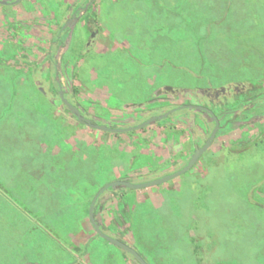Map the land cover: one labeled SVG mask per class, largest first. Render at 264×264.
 Masks as SVG:
<instances>
[{"label": "rangeland", "instance_id": "rangeland-1", "mask_svg": "<svg viewBox=\"0 0 264 264\" xmlns=\"http://www.w3.org/2000/svg\"><path fill=\"white\" fill-rule=\"evenodd\" d=\"M71 1L0 3V264H133L101 236L90 241V202L121 170L154 167L148 153L191 147L188 124L181 139H164L152 123L133 143L78 124L58 110L75 89L92 115L109 117V105L126 111L112 109L114 123H130L126 108H151L162 85L181 94L264 79V0H94L91 16L83 11L67 27L50 67L46 45L62 22L52 17L70 12ZM249 111L263 112L264 101ZM263 129L264 116L239 113L202 166L164 183L171 188L117 186L124 196L109 200L106 222L124 212L120 227L149 264H264Z\"/></svg>", "mask_w": 264, "mask_h": 264}, {"label": "flooded vegetation", "instance_id": "flooded-vegetation-1", "mask_svg": "<svg viewBox=\"0 0 264 264\" xmlns=\"http://www.w3.org/2000/svg\"><path fill=\"white\" fill-rule=\"evenodd\" d=\"M23 1L24 0H0V3L15 6V5L21 4ZM76 1L78 0H72L68 6L69 8L67 7L70 10V12L66 11L65 13H60L58 11L59 15H56V14H54V16L52 15L53 16L52 18L55 20L60 19L61 17L62 22L59 24V26H57V29L53 32L49 40L50 44L52 45L50 49L48 45H46L47 46L46 50L44 48L45 53L46 51L48 53V58H49L48 62H49L50 67L51 65L52 66L54 65L55 67H57L58 61L55 60L52 54L56 50L58 42L61 41L62 38L63 40H65L64 38H67L69 36V29L67 27L71 25L72 23H74V21L78 19L79 15L83 11L87 12V14L84 16H88V17L91 16V15H88V13L90 12L89 9L92 6V5L89 6V3L93 2L94 0H82L84 4L77 3L75 5ZM93 42L94 40L91 41V44H90L91 48H92ZM56 81H57V86H58V88H56V91L58 93L62 91V89L64 88V84L62 83L60 79V75L58 71L56 72ZM160 89H162L161 90L162 92L158 93ZM74 93L77 98L73 100L68 99V103L76 107L80 111L81 115L83 116V119H85L86 121H80L78 117L70 109L69 104H66V103L63 104V103H60L59 101L60 108L58 110L65 113L67 116H70L71 118L75 119L78 124L90 127L97 131H101V132L109 133V134L111 133L112 134L113 133L130 134L131 143H133L134 141L132 139L133 132L136 133L139 131H143L148 126H150V124L152 123L161 127V129L164 131L163 133L164 139L165 138L168 139V136H172L174 138L177 137L176 139H181L184 133L183 132L184 128H186L185 127L186 124L189 125L188 129L190 130L192 136L187 140L190 141L189 144H191L190 145L191 147H189L187 150H184L186 145L185 143L181 142L180 148H178L177 149L178 151H176V153L177 152L179 153L178 157L172 158V156H175L176 153H174L173 155H170V151H169L170 149L168 146H166V150L168 152V155H166L167 157L166 156L161 157L155 152H150V153L147 152L156 161V165L154 167L148 168L145 172L141 174H136V175L132 174L131 176V174L127 171L126 172L122 170L120 171V174H119L120 177L117 181H130L133 183H142L146 181H151V180L158 179V178L164 177L166 175H169V174H172V173H175L181 170L184 166L187 165L188 161L190 160L194 152L198 148H201L205 144V142L208 140L210 134L212 133L213 129L216 126L215 118H217L219 122L218 130L215 134V138L211 142L210 146L199 156V158L195 161L192 167L187 171H192L196 167L199 168V166L203 165L204 154H207L208 151L211 150L214 141L222 133L223 128L235 122V117L239 113L241 114L245 113L248 116V118H252L253 116H256L259 119L260 117L264 116V111L254 112V113L249 111L254 106L258 105L259 102L264 101V79L263 80L257 79L256 82H253L252 78H250V81H247V82H235V83L227 84V86H224V87L220 86L218 88H210L209 86H197L194 89H188L184 93H181V94L179 90L177 89H169L166 86L162 85V86H159L156 91L154 105L151 106V108H147L143 110L142 109L136 110V109H132V108L129 109L125 107L126 109H128L127 112L134 113V115L126 117V119L133 118L130 123H125V122L114 123V121L112 120L115 119V115L113 114L111 110L112 109L114 110L115 107L110 108L109 105L103 106V107L109 108L108 110V112H110L109 117H105L102 114L99 116L97 112L95 115H92V113H90V111L88 110L89 106L83 103H80L79 97L77 96L76 89L74 90ZM187 93H188V96H187ZM58 96H59V93H58ZM196 99L207 100L208 104L199 105ZM127 105L129 104H126V106ZM127 107H131V106H127ZM124 112H126L125 109L121 110L119 108H115V114H125ZM227 113L233 114V115L235 114V116L232 115L231 118H228V120L223 121L224 115ZM206 117H208L210 121H207ZM263 132H264V129L261 133L263 134ZM203 133H205V135H202ZM178 146L179 145L177 144V147ZM209 154L214 156L212 153H209ZM168 161H170L171 166L169 165ZM182 174L174 178H171L160 184H164L168 181L173 182L175 179L179 180ZM132 177H139V178L146 177V179L138 182V181L131 179ZM158 185L159 184L154 185V186H149V187L136 188V189L143 190V189L149 188L152 192H154L153 188L157 187ZM164 185H163L164 187L162 188L172 187L170 183H167ZM117 186H126V185H116L114 187H110L106 189L99 196L96 202L95 209H94V216H95L97 223L100 225V227L105 233L132 246V244L128 241V239H126L125 233L120 227L123 225L125 221L128 222L126 216H124L125 214L124 212L118 216H115L113 222L112 221L106 222L104 209L106 206H108L109 200L115 198L116 196L117 197L119 196L120 197L119 201H121L124 196V192L120 193V192L115 191ZM148 195L146 196V198L148 199L152 198L150 194ZM134 196H135L134 197L135 200L139 201L136 191L134 192ZM119 201L115 205L114 210L116 211H117V208H119V205H117V204H120ZM91 202H90V205H91ZM128 210L130 211V208H128ZM100 215L102 219H99ZM87 218H88L89 224L92 227L93 232L95 233V236L100 237V235L95 231L91 223V220L89 217V211L87 213ZM111 226H114V227L116 226V227L114 228V230H110ZM131 257L134 258L133 255H131ZM132 260L131 262L133 264H141L135 258L133 261ZM145 261L148 263L146 259Z\"/></svg>", "mask_w": 264, "mask_h": 264}, {"label": "water", "instance_id": "water-1", "mask_svg": "<svg viewBox=\"0 0 264 264\" xmlns=\"http://www.w3.org/2000/svg\"><path fill=\"white\" fill-rule=\"evenodd\" d=\"M69 104V103H68ZM70 105V109L73 111V113L78 117V119L80 121H86L85 119H83V116L81 115L80 111L72 106L71 104ZM215 122H216V126L215 128L213 129L212 133L210 134L208 140L205 142V144L201 147V148H198L194 154L192 155V157L190 158V160L188 161L187 165L184 166L181 170L175 172V173H172V174H169V175H166L164 177H161V178H158V179H154V180H151V181H146V182H142V183H133V182H130V181H115V182H111V183H108L106 185H104L98 192L97 194L94 196L92 202H91V205H90V208H89V217H90V220H91V223L95 229V231L104 239H106L107 241L111 242L112 244L114 245H117L119 247H121L122 249H124L125 251H127L128 253H130L131 255H133V257L138 260L141 264H148L145 259L140 255V253L134 249L132 246L128 245L127 243L105 233L102 228L100 227V225L97 223L96 219H95V216H94V209H95V205H96V202L99 198V196L108 188L110 187H114L116 185H126L127 187H131V188H142V187H149V186H154V185H157V184H160V183H163L171 178H174L176 176H179L180 174L186 172L187 170H189L192 165L195 163V161L199 158V156L210 146L211 142L213 141V139L215 138V134L218 130V126H219V122L217 120V118H215Z\"/></svg>", "mask_w": 264, "mask_h": 264}, {"label": "crops", "instance_id": "crops-1", "mask_svg": "<svg viewBox=\"0 0 264 264\" xmlns=\"http://www.w3.org/2000/svg\"><path fill=\"white\" fill-rule=\"evenodd\" d=\"M94 238H96V236H95V235H93V237H91V238H90V241H91V240H93Z\"/></svg>", "mask_w": 264, "mask_h": 264}]
</instances>
